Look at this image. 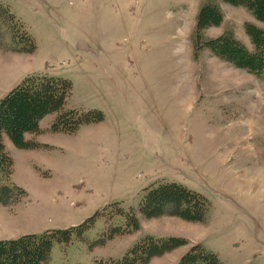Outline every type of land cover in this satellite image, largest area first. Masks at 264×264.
I'll use <instances>...</instances> for the list:
<instances>
[{
  "label": "rangeland",
  "instance_id": "rangeland-1",
  "mask_svg": "<svg viewBox=\"0 0 264 264\" xmlns=\"http://www.w3.org/2000/svg\"><path fill=\"white\" fill-rule=\"evenodd\" d=\"M210 7L218 18L202 17ZM248 25L264 32L225 0H0V102L30 77L69 86L29 146L2 136L0 241L45 236L42 264H122L145 239L176 236L146 264L195 246L264 264V70L208 45L228 35L255 53ZM162 184L197 193L201 220L169 204L147 217L142 199Z\"/></svg>",
  "mask_w": 264,
  "mask_h": 264
},
{
  "label": "trees",
  "instance_id": "trees-1",
  "mask_svg": "<svg viewBox=\"0 0 264 264\" xmlns=\"http://www.w3.org/2000/svg\"><path fill=\"white\" fill-rule=\"evenodd\" d=\"M225 1L247 7L256 19L264 22V0ZM203 13L213 14L216 18L219 15L212 7L204 9L202 17ZM215 19L209 21L212 23ZM246 30L256 47L255 53H249L242 44L228 35L212 40L208 45L224 59L249 71L260 72L264 70V32L253 25H248ZM67 83L52 77L41 79L30 77L0 102V173H3L6 161L9 165L12 163V159L4 150L3 134H7L18 147L29 146L24 135L37 132L40 121L46 115L62 109L69 90ZM65 120L60 115L53 127L65 128ZM86 120L79 119L77 123H73L74 128L71 131L85 124ZM194 197L198 198L194 199ZM200 202L197 193L176 184H162L151 189L142 199L143 212L147 217L162 215L163 205L169 204L173 205L172 214L191 221H199L203 217V204ZM28 237L0 241V264H42L43 259L48 255L50 240L45 236L37 240ZM182 244L183 241L177 238L164 241L147 238L136 245L132 253L130 252V255H133L130 261L127 256L122 264H146L153 257L170 252ZM178 264H221V262L215 253L207 251L202 246H195L181 258Z\"/></svg>",
  "mask_w": 264,
  "mask_h": 264
},
{
  "label": "crops",
  "instance_id": "crops-1",
  "mask_svg": "<svg viewBox=\"0 0 264 264\" xmlns=\"http://www.w3.org/2000/svg\"><path fill=\"white\" fill-rule=\"evenodd\" d=\"M177 219H179V218H177ZM181 220V219H180ZM169 238H180V237H176V236H172V237H169ZM169 238H166V239H169ZM157 240V239H156ZM155 259H159V257H156V258H154V260ZM154 260H152L149 264H153V261ZM177 264V263H176Z\"/></svg>",
  "mask_w": 264,
  "mask_h": 264
}]
</instances>
